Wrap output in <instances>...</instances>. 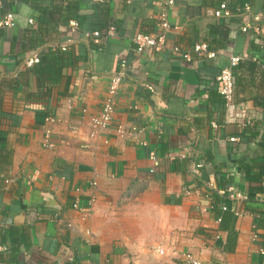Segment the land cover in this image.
Segmentation results:
<instances>
[{
  "label": "crops",
  "instance_id": "1",
  "mask_svg": "<svg viewBox=\"0 0 264 264\" xmlns=\"http://www.w3.org/2000/svg\"><path fill=\"white\" fill-rule=\"evenodd\" d=\"M38 1L51 21L41 32L27 30L40 15L27 2L16 27L0 30V264H190L187 255L199 264H264V192L248 197L243 168L264 158V16L258 34L242 32L236 13L208 16L224 0H74L78 17L60 25L52 22L58 2ZM246 3L264 14V0ZM164 7L178 28L163 51L138 53L133 38L156 33ZM107 24L116 35L94 49L86 33ZM38 41L70 48L53 65L27 66ZM203 42L214 59L170 51ZM231 55L242 60L227 107L214 78ZM122 59L112 123L91 138ZM243 107L258 113L247 126Z\"/></svg>",
  "mask_w": 264,
  "mask_h": 264
},
{
  "label": "built area",
  "instance_id": "2",
  "mask_svg": "<svg viewBox=\"0 0 264 264\" xmlns=\"http://www.w3.org/2000/svg\"><path fill=\"white\" fill-rule=\"evenodd\" d=\"M174 4V0H168L167 4L168 6H172ZM3 8V1L0 0V12ZM208 16L221 19L230 17L233 15L230 9H228L226 3L220 4L217 8L209 9L207 12ZM238 16L242 17L243 24L240 27V30L242 32H248L250 30H253L255 33H261L262 27L260 26L259 22L261 21L262 17L264 16L263 13H253L251 5L249 3H246L243 5L242 8L237 9ZM252 19L254 21V24L250 21ZM28 23L30 25L35 24V20L33 18H30L28 20ZM256 23V24H255ZM18 24L17 21V14L13 12L3 13L0 16V30L4 28H14ZM70 26L73 29V31H76L79 29V23L77 21H71ZM178 27H174L170 23L169 15H168V9L163 8L160 11L159 14V20L157 23V32L153 34H144L139 33L133 38V42L136 45V50L140 54H145L147 52H160L166 49V42H167V34L171 32V30H176ZM109 36L116 35V28L114 26H110L108 29ZM86 37L90 42H93L97 44L99 42L100 33L99 31H92L87 32ZM67 46V43H61V44H55L52 45L53 50L57 48H61L62 50H65ZM171 54L173 56H180L182 59L191 61L194 56L197 58H203V59H214L217 54L215 51L210 50L208 43H197L193 46L192 52L186 51L180 46H173L171 48ZM242 60V57L239 55H231L229 58V64L222 69H220L219 73L216 76V80L221 85V94L225 100V103L227 107H233L234 106V96H235V81H234V69L240 64ZM39 62L38 54H33L32 57H30L26 64L27 66H32ZM127 71V61L125 59H122L120 62V69L117 72H113L109 76V85L107 88L106 96L103 100L101 110L99 113L91 118V126L92 131L90 133L91 138L99 137V130H103L109 127V125L112 123L113 115L115 113L116 109V97L117 94L122 86L123 80L126 76ZM151 88V87H150ZM256 112H249L246 107H243L241 111L239 112V115L243 117L247 123L252 124L258 117ZM48 121L51 123H54L56 119L52 116L48 117ZM70 129L72 132H77V127L72 125L70 126ZM49 134L50 131L47 130L44 137V145L49 146ZM230 142H236L238 141V138L236 137H230ZM107 144L108 142L105 141ZM155 165H158L157 160L155 159ZM201 165H199L200 167ZM224 193V192H222ZM231 196V195H230ZM237 197L239 199H247V196H242L241 194H237L236 196L232 195L231 198ZM78 205L76 204L75 207ZM229 207L226 204L222 205V210L226 211ZM235 213L238 215L239 213L235 211ZM256 237V235H254ZM2 250V246L0 245V251ZM188 262L190 264H199L197 261L193 260L191 256L187 255Z\"/></svg>",
  "mask_w": 264,
  "mask_h": 264
},
{
  "label": "trees",
  "instance_id": "3",
  "mask_svg": "<svg viewBox=\"0 0 264 264\" xmlns=\"http://www.w3.org/2000/svg\"><path fill=\"white\" fill-rule=\"evenodd\" d=\"M56 1L58 2V5H57L56 13L53 15V20H54V21H52L53 23H56V24L59 23L60 25H66L69 22L70 18H72V17L77 18L78 17L77 16L78 4H76V2H74V0H56ZM224 1L226 2L228 9H230L232 13H237V9L242 8L245 1H247V0H224ZM22 2L29 3L40 14L37 17V20H36L34 25H30L28 23L30 25V28L27 29L28 32L32 35H36L39 33V31L41 32L42 25L49 24L51 22L48 19H45L47 7H44V5H41L42 1H38V0H10V4L8 5V7L6 6L7 8L4 9V5H3V9L5 11L4 13H8V12L16 13L17 7ZM64 2H67V4L65 6H64ZM174 3H175V0H174ZM65 12H66V15L64 17L63 13H65ZM110 26H114L117 30V27L114 24H107V26H105V27L104 26H95L90 31V32L99 31V33H100L99 42L97 44L92 45V47L94 49H99V48H101V46L104 45V43H106V40L109 36L107 33H108V29ZM37 44L38 45L33 49L36 51H37V49H41V50H39V53H38L39 62L34 64L33 66H37L39 64L41 65L43 63V61L44 62H50V65H53L54 62H56L59 58H61L62 54L66 53L70 48V45H67L65 50H62L61 48H57V49L53 50L52 45H55V44L51 45L48 43L46 46V42L41 43L40 41H38ZM33 47H34V45H33ZM30 51H32V49L29 50V52ZM214 81H215L216 87L218 86V88H219V94H220L221 100L223 103H225V100L221 94V89H220L221 85L216 80V77L214 78ZM204 88L206 90H208L209 86H205ZM239 118L241 120L244 119L243 117H239ZM12 120H15V119H12ZM244 121H246V120L244 119ZM245 125L247 126L250 124L245 122ZM12 126H13V124H12ZM243 168L247 173L248 180L250 181L249 182L250 187H249V191H248V197L254 198L256 195L263 193L264 192V158L261 160V162H257V163L253 162L251 164H245L243 166ZM255 169H257V172L251 174L252 170H255ZM224 195L226 197L227 196L229 197L230 193H228L226 190V193ZM223 213L224 214L228 213V215H231V217H233L231 219L232 221H234V219L236 218V216H234L232 213H230V210H226ZM226 216H227V214H226ZM223 220H225V216L222 218V221Z\"/></svg>",
  "mask_w": 264,
  "mask_h": 264
}]
</instances>
